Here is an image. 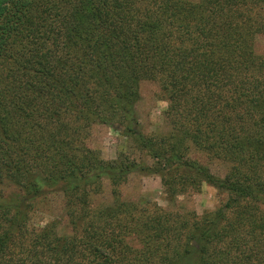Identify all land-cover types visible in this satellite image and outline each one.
<instances>
[{
  "label": "trees",
  "instance_id": "obj_1",
  "mask_svg": "<svg viewBox=\"0 0 264 264\" xmlns=\"http://www.w3.org/2000/svg\"><path fill=\"white\" fill-rule=\"evenodd\" d=\"M263 35L264 0H0V264H264ZM145 83L159 147L134 128ZM114 123L153 165L87 145ZM135 173L167 206L95 202ZM202 183L225 197L197 214L175 188ZM48 194L59 230L30 225Z\"/></svg>",
  "mask_w": 264,
  "mask_h": 264
},
{
  "label": "rangeland",
  "instance_id": "obj_2",
  "mask_svg": "<svg viewBox=\"0 0 264 264\" xmlns=\"http://www.w3.org/2000/svg\"><path fill=\"white\" fill-rule=\"evenodd\" d=\"M258 52H264V35L256 45ZM167 101L159 92L155 83H145L141 88V98L135 106L138 125L134 128L140 131L145 138L151 140L155 147H159L164 135L168 134L170 127L164 117ZM85 141L89 147L98 151L103 159L111 160L119 156H127L147 165H153L154 160L137 149L132 139L123 134V127L114 123L111 126L93 125L88 130ZM213 171L221 168L213 166ZM111 185H115L122 193V198L140 203L156 202L162 207L167 206L170 195L162 186L159 175L150 173H135L121 178L115 184L103 182L104 193L95 199V202L109 204L112 202ZM176 198L181 205L194 209L197 214L206 210H213L223 199L224 195L218 193L213 187L202 183L199 186H176ZM59 194H48L37 201L30 216V225L41 227L47 222H61L53 229L59 230L63 225V204Z\"/></svg>",
  "mask_w": 264,
  "mask_h": 264
}]
</instances>
